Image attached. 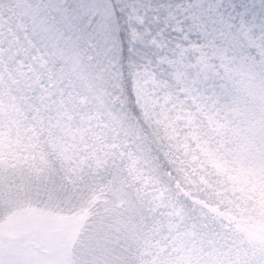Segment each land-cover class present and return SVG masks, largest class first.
Masks as SVG:
<instances>
[{
  "label": "snow or ice",
  "instance_id": "6c2138e0",
  "mask_svg": "<svg viewBox=\"0 0 264 264\" xmlns=\"http://www.w3.org/2000/svg\"><path fill=\"white\" fill-rule=\"evenodd\" d=\"M0 264H264V0H0Z\"/></svg>",
  "mask_w": 264,
  "mask_h": 264
}]
</instances>
